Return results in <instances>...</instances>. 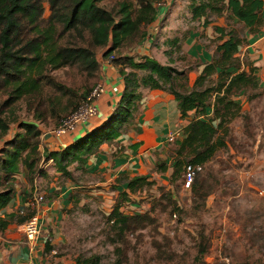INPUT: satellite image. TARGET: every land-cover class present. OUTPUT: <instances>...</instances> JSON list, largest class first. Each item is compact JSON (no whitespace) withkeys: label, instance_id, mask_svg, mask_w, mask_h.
Listing matches in <instances>:
<instances>
[{"label":"trees","instance_id":"obj_1","mask_svg":"<svg viewBox=\"0 0 264 264\" xmlns=\"http://www.w3.org/2000/svg\"><path fill=\"white\" fill-rule=\"evenodd\" d=\"M103 1L0 0V233L10 224H22L35 215L30 205L22 211L18 208L5 211L15 197L16 175L23 172L33 190L37 177L48 176L41 163L51 158L56 171L71 177L67 167L72 162L83 164L99 144L120 134L121 125L140 100V87L172 94L181 117L194 111V116L173 142L174 149L169 150L168 181L177 183L182 174L184 185L187 165L196 172L219 149L227 146L228 124L241 108L236 96L260 86L257 67L247 57L246 62H242L240 55L241 48L248 43L247 34L257 33L264 27L263 0H193L189 5L191 18L201 21L203 27L212 25L214 46L210 62L201 65L192 57L194 66L185 68L162 64L147 55L127 53L150 38L149 28L159 19L158 6L163 0H115L110 7L101 5ZM224 12L243 27V34L234 26L213 24L215 21L210 16L218 17ZM169 41L178 52V38ZM99 54L104 59L113 56L111 61L125 81L115 110L99 127L63 150L41 152L40 126L59 127L87 101L100 82ZM178 58L187 57L179 55ZM200 66L199 74L189 86V73ZM135 71L145 73L138 77ZM208 108L212 109L210 115ZM18 111H23L29 119H20ZM156 166L161 172L168 169L165 160H158ZM152 184L153 180L145 176L127 178L118 200L107 214L105 232L114 244L115 255L111 264H127V250H136L129 235L139 241L142 235L136 231L155 223L151 215L153 209L133 214L122 211L129 192ZM190 186L199 194L202 181L196 179ZM28 196L30 192L22 199ZM198 196L203 204L205 194ZM156 207L162 212L169 209L171 215L180 210L171 191L162 193ZM163 241L153 239L152 246L159 259L169 261L175 255L163 249H169L171 240L163 237ZM196 244L195 259H198L207 247L201 241ZM74 264H102L101 256L77 254Z\"/></svg>","mask_w":264,"mask_h":264},{"label":"rangeland","instance_id":"obj_2","mask_svg":"<svg viewBox=\"0 0 264 264\" xmlns=\"http://www.w3.org/2000/svg\"><path fill=\"white\" fill-rule=\"evenodd\" d=\"M114 1L105 0L101 5L110 7ZM192 1L163 0L158 6L160 12L163 11L159 16L161 21L151 29L150 37L160 58L169 57L164 50H173L172 58L179 57L181 54L174 50L169 40L190 33L200 34L201 41L213 49L215 34L212 25L203 27L201 21L192 20L189 10ZM48 13L46 10L45 15ZM214 15L210 16L215 21L213 24H228L234 26L238 33H244L243 27L226 17L225 12L218 17ZM134 48L127 53H132ZM133 53L142 55L136 51ZM246 57L245 54L240 55L242 62H246ZM178 61L177 65L182 68L195 64L192 57L178 58ZM135 72L138 77L145 73ZM236 98L243 103L240 112L228 124L227 146L219 149L195 172L193 183L196 179L202 181L198 191L205 194L203 204L191 186L184 187L182 174L177 183L152 179V185L129 192L128 202H124L122 211L133 214L153 209L151 215L155 223L136 231L142 235L139 241L129 235L128 239L136 250H127V264H264V82ZM17 114L20 119H29L23 111ZM40 127L51 129L48 125ZM174 147L171 143L168 149ZM112 191L108 188L106 192L86 195L67 212L62 231L72 253L98 254L102 264H111L115 257L114 244L105 232L106 216L119 196V193L115 195L116 192L112 195ZM167 191H171L180 208L173 215L169 209L162 212L156 207V201ZM163 237L171 240L169 249L163 250L175 255L169 261L159 259L155 246H152L153 239L164 243ZM200 241L207 250L195 259L196 243Z\"/></svg>","mask_w":264,"mask_h":264},{"label":"crops","instance_id":"obj_3","mask_svg":"<svg viewBox=\"0 0 264 264\" xmlns=\"http://www.w3.org/2000/svg\"><path fill=\"white\" fill-rule=\"evenodd\" d=\"M264 2V0H263ZM264 7V5H263ZM160 9V8H159ZM163 11L160 12L159 16ZM161 19H157L149 28L155 27ZM178 38V37H176ZM152 37L139 44L134 50L136 53L155 58L162 64H172L179 68L178 57L160 58L158 51H154ZM248 43L241 48L257 67L259 84L264 82V27L254 34H247ZM179 53L187 58H197L201 65L210 62L212 48L206 46L200 38V34H188L178 38ZM167 51V50H166ZM164 50V52L166 53ZM130 52V54H132ZM102 54L98 55L100 62L101 79L104 81L103 92L96 102L98 112L84 123L61 135H53L47 129L41 128L39 136V149L41 152L61 151L71 145L86 133L99 127L113 113L118 104L125 86L123 76L118 68L112 64L101 63ZM170 59L173 62H170ZM202 66L189 73V86L199 74ZM140 100L132 110L130 117L120 128V134L113 140L98 145L86 158L83 164L72 162L68 167L71 177H66L60 171H56L54 161H43V167L48 176L37 177L33 184V190L23 172L16 175L15 197L5 208L6 212L24 210L28 205L33 207L35 215L40 222V234L34 242L26 240L21 229V223L10 224L0 233V264H30L41 262L49 264H74L76 254L69 250V241L62 231V223L67 212L79 200L94 193H102L112 188L110 192L119 193L127 178L145 176L148 180H168L171 173L169 166L171 157L166 136L171 131L181 130L194 116V111L188 112L186 117H181L177 102L172 94L162 89L140 87ZM242 104V101H239ZM207 114L212 109H207ZM158 160L167 161L168 169L161 172L156 166ZM111 187H110V186ZM30 192L31 196L22 199L23 195ZM42 195L44 200L36 203L35 197ZM76 200H78L76 202Z\"/></svg>","mask_w":264,"mask_h":264},{"label":"built area","instance_id":"obj_4","mask_svg":"<svg viewBox=\"0 0 264 264\" xmlns=\"http://www.w3.org/2000/svg\"><path fill=\"white\" fill-rule=\"evenodd\" d=\"M112 58L113 56H109L106 59L103 58L101 63L112 64L111 61ZM103 84L104 81L100 80V82L96 85V87L91 91V93L87 97V101L84 104H82L76 111H74L67 118H65L61 122L59 127L55 129H50L48 131L51 134L58 136L75 128L77 125L86 122L91 117L96 115L98 112L96 102L104 90ZM179 135H180V130L171 131L166 136V142L173 143L179 137ZM51 161L52 160L50 159V162ZM194 177H195V169L191 165H187L185 171L184 187H189L193 182ZM43 200L44 199L42 195H39L34 199L36 203L42 202ZM21 229L22 232L24 233L26 240L29 242H34L40 234V222L38 217L34 215L28 220H26L24 223H22ZM30 264H49V263L32 262Z\"/></svg>","mask_w":264,"mask_h":264}]
</instances>
